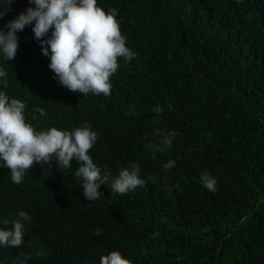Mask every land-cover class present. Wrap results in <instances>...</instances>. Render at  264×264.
I'll return each instance as SVG.
<instances>
[{"label":"trees","instance_id":"16d2710c","mask_svg":"<svg viewBox=\"0 0 264 264\" xmlns=\"http://www.w3.org/2000/svg\"><path fill=\"white\" fill-rule=\"evenodd\" d=\"M97 6L117 10L126 47L137 54L127 64L118 58L110 95L62 86L34 25L16 33L13 60L0 54L8 73L0 91L26 104V123L38 132L87 122L98 133L94 163L112 178L138 163L146 183L124 195L101 185L103 198L89 202L75 160L64 171L55 161L34 163L18 185L0 168V228L20 211L31 217L20 247L0 246V264H100L111 251L132 264H264V0ZM28 7L13 0L0 27ZM157 131L177 135L153 158L146 145L159 142ZM169 160L176 164L165 172ZM204 172L216 179L215 192L202 184Z\"/></svg>","mask_w":264,"mask_h":264},{"label":"clouds","instance_id":"9594fccd","mask_svg":"<svg viewBox=\"0 0 264 264\" xmlns=\"http://www.w3.org/2000/svg\"><path fill=\"white\" fill-rule=\"evenodd\" d=\"M12 2L6 0V8L0 10V20L7 15ZM28 3L34 4V7H28L0 27V54L6 60H13L19 49L16 33L34 25L32 32L40 41L43 55L50 60L49 68L62 86L83 96L89 93L110 95L112 86L109 81L120 66L118 58H123L127 64L137 56L126 47V37L121 34L116 19L117 10L109 8L105 12L97 6V0H28ZM5 28L8 30L5 31ZM50 30V37L44 39ZM7 75L0 68V83L4 88L8 87ZM25 109L24 102L10 99L4 91H0V160L4 162L0 168L10 171L13 183L20 184L34 163L51 165L55 161L59 170L64 171L71 168L75 160L81 166L74 175L82 181L80 188L89 202L103 198V193L99 191L101 185L106 184L112 192L121 195L145 185L146 181L140 178L138 163L131 162L128 167L121 168L115 178H112L111 171L103 170L94 163L89 151L97 142L98 133L87 122L71 131L51 127L38 132L32 124L26 123ZM35 111L41 116L47 115L42 108ZM176 135L175 131H157L159 142H150L146 149L155 158L157 151L163 152L172 146ZM175 164V160H169L163 165V170L167 172ZM200 179L207 190L216 191L217 181L211 174L204 172ZM30 220L31 217L24 211L11 221L4 219L5 227L0 228V246L20 247L26 231L25 224ZM9 224L11 227H7ZM95 234L101 235V230L97 229ZM100 264H132V261L124 258L119 251H111L100 257Z\"/></svg>","mask_w":264,"mask_h":264}]
</instances>
